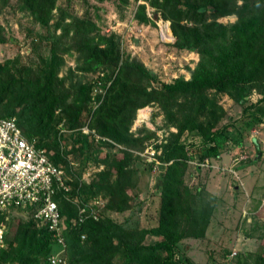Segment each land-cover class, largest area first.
<instances>
[{"label": "rangeland", "instance_id": "374dc122", "mask_svg": "<svg viewBox=\"0 0 264 264\" xmlns=\"http://www.w3.org/2000/svg\"><path fill=\"white\" fill-rule=\"evenodd\" d=\"M161 6V0H49L35 8L40 19L53 7L45 25L33 18L35 11L26 0H0V78L18 81L12 98L32 93L25 79L40 87L50 84L58 98L50 126L41 131L21 116L24 107L14 117L57 159L70 192L80 187L82 195H70L69 201L77 203L64 206L65 245L52 237L48 252L30 264H72L69 231L81 210L120 232H146L171 214L170 228L183 235L175 253L178 261L187 257L194 264H264V120L251 128L241 122L246 106L249 112H264V94L253 91L241 105L229 94L212 90L203 92L210 101L199 99L203 104L193 101L190 107L183 94L168 93L163 85L190 80L200 56L177 46ZM236 20L235 15L218 19L226 25ZM122 66H132L133 93L155 89L157 94L145 106L143 98L134 103L128 132L113 140L95 124ZM144 70L155 80L149 81ZM6 103L0 105V114L10 111ZM78 108L80 116L73 119ZM185 125L189 128L180 132ZM212 125L224 129L212 144L217 157L203 152V133ZM172 139L184 146V173L170 201L165 190L172 162L162 161V154ZM150 149L155 156L147 153ZM4 220L7 239L0 264H26L24 255L32 249L27 238L43 225L22 210ZM19 227L28 231L26 236H19ZM145 236L147 243L161 240ZM115 240L113 263L126 264L122 235Z\"/></svg>", "mask_w": 264, "mask_h": 264}, {"label": "trees", "instance_id": "16d2710c", "mask_svg": "<svg viewBox=\"0 0 264 264\" xmlns=\"http://www.w3.org/2000/svg\"><path fill=\"white\" fill-rule=\"evenodd\" d=\"M48 1L26 0L28 8L35 11L33 18L38 14L35 8H40L42 4L44 6ZM161 1V10L171 22L172 33L179 43L177 46L194 50L200 56L199 63L193 70L190 80H179L171 85H163L168 93L183 94L188 99L190 107H192L193 101L203 104V101H199V99L210 101L208 95L203 92L212 90L229 94L241 105H246L253 91L264 94V0ZM52 9L53 7H50L45 10L48 16L44 15L40 19L37 16L38 18L35 19L37 21L39 19L47 25ZM230 15L237 17L234 23L226 25L218 21L219 18ZM1 43H4V40L0 37ZM131 72L132 66L120 68L108 92L110 97L104 100L97 111L102 118L95 124V128L101 135L113 140L121 139L120 137L128 132V125L134 117V103L139 98H143L141 105L145 106L154 102V96L157 94L155 89L150 92L143 90L138 94L133 93V89L131 91L129 87V84L133 82ZM144 73L149 81L155 80L150 71L144 70ZM24 82L26 85H30L32 93H26V91L21 97L12 98L13 89L18 86V81L12 79L7 82L0 78V105L7 102V107L10 110L6 115H0L11 118L20 107H24L21 116L27 119L26 121L30 124L35 125L36 130L41 131L42 128L50 126L58 105V98L51 91L48 83L40 87L31 85L28 79H25ZM247 108L246 106V113L241 119L246 128L263 122V111L249 112ZM74 113L73 119L80 116L79 108ZM17 123L28 139L35 140L37 134L29 132L27 135L23 129L24 124L19 119H17ZM187 128L189 127L183 126L180 132ZM223 134L224 129L216 128L214 125L205 130L203 152L219 156L217 147L212 144ZM36 146L43 148L39 143H36ZM183 149L184 146L179 143L178 139H172L163 148L162 161L172 162L167 173L165 190L170 201H173L177 195L175 188L184 173ZM49 158L54 165L60 167L56 162L57 159H52L50 156ZM80 189L78 187L74 194L70 192L69 197L70 195L73 197L82 196ZM68 199V197H60L59 208L62 216L65 213L64 206L72 204V201L70 202ZM169 207L171 208L172 205L170 204ZM78 215L79 213L76 219H78ZM169 216L168 221L164 220L159 227L146 232H120L119 227L113 229L108 222L90 216L79 226L74 225L69 231L73 235L68 239L69 250L73 256L71 262L72 264H114L113 258L117 246L115 239L122 235L123 245L127 250L126 264H194L187 257H183L180 261L175 258L177 245L183 235L172 231L169 222H174V219L171 214ZM27 232L19 227V236L23 233L24 237ZM145 234H150L152 237L159 236L161 240L147 243ZM83 235L85 238H82ZM52 237L46 226L34 228L32 235L27 238V243L32 249L25 253V263H33L45 255L53 241Z\"/></svg>", "mask_w": 264, "mask_h": 264}, {"label": "built area", "instance_id": "2783aa9c", "mask_svg": "<svg viewBox=\"0 0 264 264\" xmlns=\"http://www.w3.org/2000/svg\"><path fill=\"white\" fill-rule=\"evenodd\" d=\"M150 150L147 153L155 156L156 151ZM69 194L65 171L53 164L47 152L36 146L35 140L23 134L15 117L0 115V250L5 247L7 236L4 218L16 210L28 212L35 221L47 227L56 241L65 245L59 200L60 197L69 198ZM88 217L81 210L74 225L79 226Z\"/></svg>", "mask_w": 264, "mask_h": 264}, {"label": "bare ground", "instance_id": "6f19581e", "mask_svg": "<svg viewBox=\"0 0 264 264\" xmlns=\"http://www.w3.org/2000/svg\"><path fill=\"white\" fill-rule=\"evenodd\" d=\"M167 30V37H168V39H171L170 38V34H169V30L168 29H166Z\"/></svg>", "mask_w": 264, "mask_h": 264}]
</instances>
